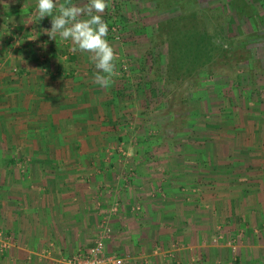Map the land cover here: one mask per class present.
I'll use <instances>...</instances> for the list:
<instances>
[{"label": "crops", "instance_id": "obj_1", "mask_svg": "<svg viewBox=\"0 0 264 264\" xmlns=\"http://www.w3.org/2000/svg\"><path fill=\"white\" fill-rule=\"evenodd\" d=\"M35 3L0 0V264H61L105 228L119 264H264V116L227 110L217 147L191 119L169 147L150 86L95 84Z\"/></svg>", "mask_w": 264, "mask_h": 264}, {"label": "rangeland", "instance_id": "obj_2", "mask_svg": "<svg viewBox=\"0 0 264 264\" xmlns=\"http://www.w3.org/2000/svg\"><path fill=\"white\" fill-rule=\"evenodd\" d=\"M180 13L182 18L169 27L168 20ZM102 16L108 22V39L123 44L122 49H115L117 77L130 81L138 75L139 83L150 86V113L156 111L158 116L162 112L158 105L164 103L163 115L168 121L161 125L167 129L169 147H190L189 140L183 143L175 134L184 131L188 135L192 126L187 121L191 119L201 134L209 132L213 145H218L223 134L218 129L225 127L221 118L227 110L236 118L264 116V0H110ZM190 27L208 33L215 30L235 48L242 44L232 55L236 61L222 65L215 59L208 62L211 69L206 65L185 72L172 66L184 54L177 46L172 60L170 38L183 40L185 36L177 28L186 33ZM231 122L227 133L235 136L231 143L238 145L240 127L245 125L238 119ZM242 135L246 137L245 132ZM133 137L124 143L126 147L137 144Z\"/></svg>", "mask_w": 264, "mask_h": 264}, {"label": "clouds", "instance_id": "obj_3", "mask_svg": "<svg viewBox=\"0 0 264 264\" xmlns=\"http://www.w3.org/2000/svg\"><path fill=\"white\" fill-rule=\"evenodd\" d=\"M110 0H36L37 22L50 17V29L43 32L50 40L70 43V51L86 53L94 65L93 82L107 90L118 75L117 53L110 43L108 22L102 13Z\"/></svg>", "mask_w": 264, "mask_h": 264}, {"label": "trees", "instance_id": "obj_4", "mask_svg": "<svg viewBox=\"0 0 264 264\" xmlns=\"http://www.w3.org/2000/svg\"><path fill=\"white\" fill-rule=\"evenodd\" d=\"M182 15L183 14L180 13L173 18H170L167 22L169 23V27L172 21V24L176 23L182 18ZM176 25L178 26V24ZM179 29L183 28H177V30L178 33L182 36H185V38H182L183 40L177 42L170 35L172 39L170 38L171 42L169 43V55H174V50L177 49L175 48L177 46L182 47L181 51L184 55H178L179 59L173 62L172 66H178L182 71L185 72L187 68H193V70H195L206 65L211 69V62H208L215 59L217 60L216 64L222 63V65H229L233 60L236 61V57L232 55L236 54L237 51L235 50L242 46V44L235 48V44L233 42H225L223 39L221 40L215 33V30L212 33H208L207 31H199L195 27H190L186 33H181ZM177 37H179V35ZM178 49L180 52V48Z\"/></svg>", "mask_w": 264, "mask_h": 264}, {"label": "built area", "instance_id": "obj_5", "mask_svg": "<svg viewBox=\"0 0 264 264\" xmlns=\"http://www.w3.org/2000/svg\"><path fill=\"white\" fill-rule=\"evenodd\" d=\"M109 234L110 229L105 228L90 247L65 258L61 264H119L120 260L117 257L105 252V239Z\"/></svg>", "mask_w": 264, "mask_h": 264}]
</instances>
